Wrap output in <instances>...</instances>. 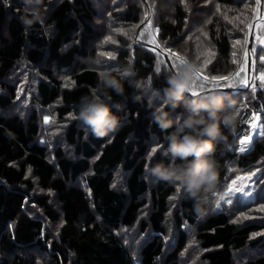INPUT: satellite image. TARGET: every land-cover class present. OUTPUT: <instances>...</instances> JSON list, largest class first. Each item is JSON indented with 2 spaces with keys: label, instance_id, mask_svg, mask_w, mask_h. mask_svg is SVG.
<instances>
[{
  "label": "trees",
  "instance_id": "1",
  "mask_svg": "<svg viewBox=\"0 0 264 264\" xmlns=\"http://www.w3.org/2000/svg\"><path fill=\"white\" fill-rule=\"evenodd\" d=\"M163 5L169 10L161 11ZM254 7V0H45V25L53 27L45 31L37 23L25 31L21 0H0V264H264V235H258L264 232V213L256 211L264 205L259 127L251 132L249 150L238 149L251 129V114L264 123V88L258 80L255 92L205 84L204 91L239 105L235 133L225 130L226 139L216 141L220 181L214 194H223L237 175L260 172L251 197H232V204L215 208L219 195L213 194V205L200 218L184 188L150 172L155 164L168 163L165 137L173 129L162 132L152 122L160 100L153 98L150 107L149 99L153 89L162 92L173 71L155 45L135 38L148 8L151 30L146 20L139 40L148 43L159 28L162 48L187 47L190 56H199L203 74L227 75L238 67L231 63L232 52L243 58L232 47L246 31L235 17L252 22ZM255 34L251 63L258 76L264 47ZM209 49L215 55L204 67ZM129 62L137 70L130 79L149 86L136 90L125 79V95L111 93L108 101L123 126L96 138L77 117L80 98L90 95L101 71L118 74ZM181 112L177 108L173 116Z\"/></svg>",
  "mask_w": 264,
  "mask_h": 264
},
{
  "label": "clouds",
  "instance_id": "2",
  "mask_svg": "<svg viewBox=\"0 0 264 264\" xmlns=\"http://www.w3.org/2000/svg\"><path fill=\"white\" fill-rule=\"evenodd\" d=\"M21 3L23 8L19 21L25 31L37 23L44 26L45 31L53 27L45 25V0H21ZM167 10V5L161 7V11ZM165 19L170 20L171 17L166 16ZM96 23L104 21L97 19ZM176 51L184 61L179 71L167 74V86L162 92L153 89L149 99L150 107L153 98L160 100L159 106L152 112V122L162 132L173 129L165 137L167 148L163 154L168 163H157L150 168V172L158 181L184 188L187 198L192 201V211L204 218L214 203L212 195L220 181V165L215 158L216 141L226 139L225 130L235 133L239 105L237 100L226 99L215 91L193 95V85L197 81V73L201 71L199 56H190L187 47ZM116 71L118 74L101 71L90 95L82 96L78 104V119L96 138L115 134L123 126V118L113 112L108 101L112 99L111 93L121 97L125 95V79H129V86L136 90L143 91L149 86L143 79H130L137 76L132 62ZM134 99L139 101L141 96L136 95ZM177 108H182L183 112L173 116Z\"/></svg>",
  "mask_w": 264,
  "mask_h": 264
},
{
  "label": "snow or ice",
  "instance_id": "3",
  "mask_svg": "<svg viewBox=\"0 0 264 264\" xmlns=\"http://www.w3.org/2000/svg\"><path fill=\"white\" fill-rule=\"evenodd\" d=\"M183 2V0H182ZM255 7L251 8L252 13V22H244L242 20V15H237L235 19L237 21H240L243 23L242 30L246 29L245 31V38L243 40L241 39H235L234 43L232 44L233 49L239 48L243 53L242 59H237V52H232V61L231 63L233 65H238L235 72L227 74V75H205L203 74V71L201 69L200 72L197 73V81L203 80L204 84H197L194 83L193 85V95L199 94L195 89L199 87L200 91H204L205 84L211 85L212 89H221V88H227L232 89L236 88L237 86H241L245 89L251 88L253 92L257 89V80L259 81V86L261 88H264V71H261L258 76L249 75V67H248V57L249 55H256V48L253 47L251 50V53L248 50V36L253 34V29H255V41L256 44L260 45L261 47H264V11L261 10V0H254ZM217 11H220L219 8H217ZM145 19L147 20V24L149 26V30H151L152 21L151 19H148V13L145 12ZM227 19V17H225ZM135 27L131 29L133 32L135 31ZM118 32L122 35H127L128 33L125 32L123 29H118ZM160 29L156 28L155 31L151 32V39L148 40V43L151 45H155V48L153 49H161V44L157 41V35L159 33ZM141 36H143V33H141ZM205 36H207V33H205ZM108 40L115 43V41L112 40V37L109 36ZM163 52L170 53L169 59L172 61V66L174 67L175 71H179L180 66L184 62L182 58L180 57V54L176 51H173L171 47H165L162 48L161 55ZM101 55L108 56L110 59H114L111 53L102 52ZM205 55L208 57V59H205L204 61V67H207L209 64H211V57L215 55L213 51L210 49L206 51ZM261 61H264V55H261L260 57ZM255 67V61H253V68ZM156 71H160L159 63L157 64ZM209 71H212V69H209ZM74 83V82H73ZM252 120L249 121L250 128L252 132H255L257 128L259 127L260 132L259 135L264 137V123H257L260 121V115L256 113H252ZM75 118V117H73ZM45 123H48V117H45ZM253 141V135L251 134H244L243 137L239 140L240 147L239 152L240 153H246L249 150V145ZM152 153H156L157 149L153 148ZM260 172V169H257L256 171H246L242 175H237L235 179L231 181V183L228 185L227 189L223 192V194H214L219 195V199L217 200L216 207H221V202L224 204H232V197H236L239 199V196L244 197H251L253 195V192L251 190L252 187V181L253 177H257V173ZM259 179V177H257ZM179 190V189H178ZM239 194V195H238ZM256 211L260 213H264V205H261ZM244 219H248L250 217L244 216ZM258 235H264V232L258 233Z\"/></svg>",
  "mask_w": 264,
  "mask_h": 264
},
{
  "label": "water",
  "instance_id": "4",
  "mask_svg": "<svg viewBox=\"0 0 264 264\" xmlns=\"http://www.w3.org/2000/svg\"><path fill=\"white\" fill-rule=\"evenodd\" d=\"M147 13H148V15H149V11H148V8H147ZM146 21V19H145V17H144V19L141 21V23L138 25V27H137V29H136V31H135V38H136V40L138 41V42H142V43H144V44H146V45H149V46H154V45H151V44H149V43H147V42H143V41H141V40H139L138 39V37H137V34H138V31H139V29H140V26L144 23ZM254 30L255 29H253V32H254ZM252 36H253V34L252 35H250V36H248V50H249V52L251 53V47H252ZM155 47V46H154ZM158 51H162L161 49H157ZM163 57H164V59H165V61H166V63L168 64V66L171 68V70L174 72V70H173V68H172V66H171V63H170V61H169V59H168V57H167V55H166V52H163ZM248 67H249V75L250 76H252V63H251V54L249 55V57H248ZM243 87H241V86H239V87H237L236 89H234V90H237V89H242Z\"/></svg>",
  "mask_w": 264,
  "mask_h": 264
},
{
  "label": "rangeland",
  "instance_id": "5",
  "mask_svg": "<svg viewBox=\"0 0 264 264\" xmlns=\"http://www.w3.org/2000/svg\"><path fill=\"white\" fill-rule=\"evenodd\" d=\"M144 1H146V0H144ZM148 7H149V5H148ZM251 132H252V130L250 129V130H249V134H251V135H252V133H251ZM239 147H240V145L238 146V149H239ZM215 208H217V207H216V205H215Z\"/></svg>",
  "mask_w": 264,
  "mask_h": 264
},
{
  "label": "crops",
  "instance_id": "6",
  "mask_svg": "<svg viewBox=\"0 0 264 264\" xmlns=\"http://www.w3.org/2000/svg\"><path fill=\"white\" fill-rule=\"evenodd\" d=\"M262 11H264V0H263V6H262Z\"/></svg>",
  "mask_w": 264,
  "mask_h": 264
}]
</instances>
